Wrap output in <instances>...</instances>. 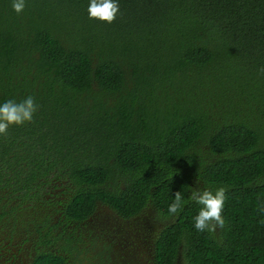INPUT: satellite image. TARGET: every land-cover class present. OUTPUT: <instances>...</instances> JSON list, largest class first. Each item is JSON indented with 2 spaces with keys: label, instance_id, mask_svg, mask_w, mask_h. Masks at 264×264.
<instances>
[{
  "label": "trees",
  "instance_id": "trees-1",
  "mask_svg": "<svg viewBox=\"0 0 264 264\" xmlns=\"http://www.w3.org/2000/svg\"><path fill=\"white\" fill-rule=\"evenodd\" d=\"M118 2L109 24L89 18L90 0H25L21 13L0 0V104L38 105L0 135V264L17 261L14 240L36 223L29 264L80 259L76 234L49 247L99 203L173 219L155 264H264V0ZM198 184L226 189L222 228L195 229ZM60 185L44 201L61 214L54 223L38 202ZM177 191L185 203L171 214Z\"/></svg>",
  "mask_w": 264,
  "mask_h": 264
},
{
  "label": "rangeland",
  "instance_id": "rangeland-1",
  "mask_svg": "<svg viewBox=\"0 0 264 264\" xmlns=\"http://www.w3.org/2000/svg\"><path fill=\"white\" fill-rule=\"evenodd\" d=\"M165 59L172 64L171 54H166ZM130 87L132 88L133 85L131 84ZM179 90L183 95L187 93L183 87ZM170 99L171 97L167 95L158 103L157 108L163 113L168 112L169 106L172 104ZM113 122L118 125L122 123V119L118 121L114 119ZM217 158V155L212 154V156L207 157V160L211 161ZM194 189L201 190V186L198 184ZM51 190L53 192L46 195L42 199L43 201L38 202L42 206L39 208L47 209V213L51 215L54 223H58L61 214L58 213L55 207L44 201L53 198L51 195H60L61 197L63 188L60 185L56 188L53 187ZM16 202L21 203L20 200H16ZM39 208L32 209V211H37ZM45 218L42 217V219ZM172 221L173 219L164 217L158 210L150 206L135 217L125 218L108 205L99 203L94 216L83 222L77 232L71 226L65 229V225L56 229L55 235H62V239L57 243H53L49 248L52 250L62 248L64 239L67 236L76 234L84 241L81 244L83 251L80 254V259H74L72 256L68 257V264H155V242L166 225ZM36 224H30L29 229L25 230L26 233L16 236L11 247L12 253L18 254V259L14 264H29L34 256L36 251L34 242L41 240L37 233ZM216 229H219V227ZM30 230L32 233L27 235ZM25 239H30V241L23 245ZM9 247L4 248L2 252H7ZM109 247L111 250H109ZM64 254L67 255V253ZM178 264L189 263L182 255Z\"/></svg>",
  "mask_w": 264,
  "mask_h": 264
},
{
  "label": "clouds",
  "instance_id": "clouds-1",
  "mask_svg": "<svg viewBox=\"0 0 264 264\" xmlns=\"http://www.w3.org/2000/svg\"><path fill=\"white\" fill-rule=\"evenodd\" d=\"M15 12L21 13L25 8V0H13ZM120 13L118 0H90L88 15L90 19L113 23ZM264 72V68L261 69ZM38 105L32 96L20 102L8 100L0 104V135H6L10 126H23L31 123ZM190 199L202 205L199 213L194 217V227L199 232L215 231L224 226L223 209L226 199V189L218 188L215 193L209 190H193ZM185 201L180 191L175 192L174 201L168 206V212L178 214Z\"/></svg>",
  "mask_w": 264,
  "mask_h": 264
}]
</instances>
